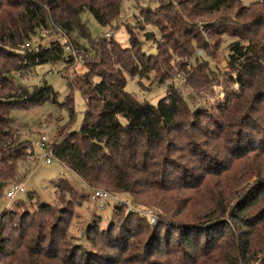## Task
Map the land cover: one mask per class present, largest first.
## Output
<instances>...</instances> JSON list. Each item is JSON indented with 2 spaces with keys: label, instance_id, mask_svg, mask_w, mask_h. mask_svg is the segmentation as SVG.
<instances>
[{
  "label": "trees",
  "instance_id": "1",
  "mask_svg": "<svg viewBox=\"0 0 264 264\" xmlns=\"http://www.w3.org/2000/svg\"><path fill=\"white\" fill-rule=\"evenodd\" d=\"M144 1L150 4L143 6ZM122 2L0 0V122L5 120L3 111L57 103L51 85L44 82L31 90L15 83L12 74L45 63L58 69L61 64L68 91L60 106L68 120L59 126L55 159L88 187L104 186L135 204L149 202L158 208L159 220L153 226L128 211L126 236L110 245L113 252L102 264H264V118L260 116L264 114V0L247 4L244 0H135L143 19L159 31L153 54L142 49L131 30L127 45L113 34L107 37V32L91 38L82 14L87 11L98 24L117 27ZM203 19L212 23L203 25L204 31L218 36L215 48L225 37L231 40L225 57L232 71L228 79L240 90L217 107L218 117L205 115L202 107L191 110L180 86L172 81L155 104L139 101L125 89L127 76L141 78L156 71L158 80H164L175 58L184 59L179 68L198 69L200 78L219 75L193 57V43L202 38L198 22ZM38 31L60 39L34 46L30 39ZM75 56L80 62H74ZM73 62L85 65V72L70 76ZM74 89L81 92L85 111L79 127L69 130L75 117ZM205 120L210 127L203 125ZM177 140L191 149L197 162L203 159L202 145L220 150L238 146V157L247 169L236 174L248 172L254 180L232 193L233 175L225 178L226 189L214 187L207 194L210 183L201 181L196 196L184 200L177 192L186 185L169 151ZM1 153L0 195L6 183L26 175V169L23 174L18 171L23 154ZM224 167L218 165L215 171L232 170V164ZM63 191H74V186L60 180L56 195L61 197ZM120 207L124 206L114 205ZM45 210L0 214L3 264H45L43 259L59 258L46 252L55 250L51 238L55 230L42 218ZM131 217L139 223L131 226Z\"/></svg>",
  "mask_w": 264,
  "mask_h": 264
},
{
  "label": "rangeland",
  "instance_id": "2",
  "mask_svg": "<svg viewBox=\"0 0 264 264\" xmlns=\"http://www.w3.org/2000/svg\"><path fill=\"white\" fill-rule=\"evenodd\" d=\"M254 0H244L247 4ZM143 6H148L150 2H143ZM154 7V3H151ZM121 20L117 27H108L98 24L89 12H84L81 16L89 28L92 39L102 36L106 32L114 35L122 45L128 44V31L138 39L142 49L149 54L155 53V36H159L158 29L143 19L141 8L137 6L135 0H123ZM211 23L210 19H203L198 22L200 40L193 43V57L197 56L198 60H203L209 64L212 69H216L219 75L206 74L205 78H200L196 73L198 69L190 70L189 68H179V62L183 63L184 59L179 58L172 62V67L168 74L159 81V74L156 71H150L144 77L127 76L125 89L130 92L139 101L157 103L159 99L166 95L167 86L172 81L180 86V93L185 98L187 105L192 110L197 107L204 109L205 115L218 117V109L227 98L233 93H239V86L229 80L231 72L226 64L227 44L231 41L225 37L223 42L215 48L217 35H210L203 29V25ZM212 24V23H211ZM155 35V36H154ZM59 35L49 36L47 32L38 31L33 35L30 42L35 46H48L52 40H57ZM60 39V38H59ZM205 45H201L202 42ZM82 55L87 56L85 50ZM193 57L191 61H193ZM91 59V58H88ZM57 65V64H56ZM51 63L36 65L27 73H14V81L17 84L29 86L32 90L34 86H40L44 82L51 85L57 92V103L43 102L26 109L14 108L5 114V120L0 122V156L1 152L10 151V155L23 154L18 164L19 173L23 174L26 169V175L23 179H17L6 183L4 191L0 195V214L6 211H12L21 214L25 211L35 212L38 209L45 208L42 218L50 223L53 232L51 238L55 239L54 248L47 249L46 252L59 254L58 259H43L45 264H102L104 258L113 251L110 245L122 242L126 236L125 228L129 224L130 214L126 206L115 209L113 201L100 210L95 201L90 198L92 189L101 188L108 190L111 194L127 199L123 194L113 193L111 189L104 186L88 187L83 180L71 169L63 165L56 159L50 163L37 160L42 150L38 143L42 134L50 140H61L58 129L59 126L68 120V114L60 104L63 102L68 87L65 81V72L61 71V64L58 69L51 70ZM72 68V69H71ZM70 76L85 72L86 66L78 63L70 67ZM205 75V74H204ZM75 117L70 124L69 130H76L81 124L85 111L84 98L78 89L73 90ZM208 113V114H207ZM264 118V114L260 115ZM204 126H209L206 120ZM64 133V131H62ZM65 134V133H64ZM214 138L218 133L214 132ZM185 142V141H184ZM238 146L232 145L230 149L220 150L213 148L211 145H202L203 159L195 161V157L189 147L176 141L174 147L169 148L173 163L179 166L180 179L184 189L177 192L178 196L187 200V197L196 196V184L201 181H208L210 184L208 190L214 187L227 188L228 181L234 175L235 182L232 187L233 191L248 187L254 180L248 172L236 174L247 167L243 159H239L237 154ZM227 150V151H226ZM32 156L35 160L32 162L29 158ZM235 157L232 162L229 158ZM225 165L229 168L232 164V170L224 169L215 171L218 165ZM60 180H65L74 186V191H63L61 197L55 192V187ZM21 184L24 191H17L13 198L6 199L5 192L13 185ZM200 194H202L200 192ZM31 195V196H30ZM30 196V197H29ZM113 200V199H112ZM140 206H149L158 212V208L152 203H137ZM129 211V212H128ZM8 218H5L7 220ZM131 226L139 223L135 217H131ZM187 221L192 219L183 218ZM57 226V227H55ZM55 227V229H54ZM164 231L162 227L161 232ZM147 232H150L149 228ZM38 248V245L36 244ZM0 264H3L0 259Z\"/></svg>",
  "mask_w": 264,
  "mask_h": 264
},
{
  "label": "built area",
  "instance_id": "3",
  "mask_svg": "<svg viewBox=\"0 0 264 264\" xmlns=\"http://www.w3.org/2000/svg\"><path fill=\"white\" fill-rule=\"evenodd\" d=\"M105 35L108 37L111 35V33L107 32ZM79 58L75 56L74 62H80ZM51 69L55 70L56 66L52 65ZM59 144L60 142L58 140H50L46 135L42 134L40 136L38 145L43 152L41 155H39L37 160H42L45 163H50L52 159H55L54 147L58 146ZM29 158L31 159L32 162L35 160V158H33L32 156H30ZM17 191H24V187L21 184L19 185L13 184L5 192L4 197L6 199H11L14 197ZM90 198L97 203L98 208L100 210H103L111 201H113V205H123V206L125 205L129 211L138 213L139 215L144 217L147 220L148 224L151 226L158 223L159 220L158 213L156 212V210H154V208L149 206L137 205L127 199L117 197L111 194L108 190L101 188L92 189L90 192Z\"/></svg>",
  "mask_w": 264,
  "mask_h": 264
}]
</instances>
